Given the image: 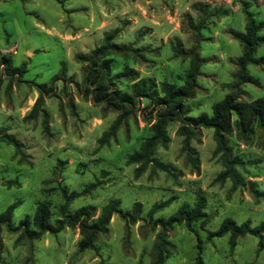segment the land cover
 <instances>
[{"label":"rangeland","instance_id":"rangeland-1","mask_svg":"<svg viewBox=\"0 0 264 264\" xmlns=\"http://www.w3.org/2000/svg\"><path fill=\"white\" fill-rule=\"evenodd\" d=\"M242 1L248 3L256 22H264V0H0V57H8L13 68H25L23 75L9 76L0 66V129L22 144L29 162H18L13 149L0 144V212L17 203L11 220L16 226L25 216L33 215L38 202L45 201L52 223L62 204L60 191L80 192L91 184L95 187L88 194L69 203L68 213L87 208L96 218L113 199L120 202L122 212H130L135 203L141 205L134 223L112 216L107 233L97 239L96 251L78 252L77 228L29 241L2 227L0 264H150L161 228L147 218L149 208L169 200V205L153 216V220L166 219L181 207H192L196 194L205 198L204 211L210 219L204 228L209 232H215L226 218L236 224L249 221L252 228L263 221L264 201H254L243 187L232 190L228 180L214 182L222 167L212 156L211 129H196L190 141L198 161L194 167L182 152L179 123H170L169 144L153 154L168 166L169 174L147 170L135 178L136 166L127 165L126 158L150 135L156 105L149 98H136L132 113L99 145L98 140L119 114L92 102L90 89L83 82L85 64L75 59L88 56L107 33L116 30L114 43L131 52L108 57L111 75L129 69L136 76L117 78L112 88L159 97L161 82L182 84L188 59L176 56L173 47L187 50L194 44L190 24L197 25L201 16L192 6H207L209 15L199 42L204 63L194 97L184 105L189 117L209 115L211 107L232 91L234 61L242 49L231 34L244 33ZM260 35L264 36V30ZM254 57L264 58V47L258 48ZM247 73L254 82L240 88L239 100L264 99V62L249 65ZM152 84L155 88H150ZM40 88L39 111L30 117ZM41 111L47 114V134L42 129ZM227 143L242 160L235 167L239 178L262 190L264 130L256 131L247 141L238 140L233 132ZM13 179L19 188L1 185ZM166 237L173 249L165 264H191L197 242L203 264H264V251L257 252L258 239L253 236L238 238L230 248L227 235L207 241L198 225L193 231L178 225L168 230Z\"/></svg>","mask_w":264,"mask_h":264},{"label":"trees","instance_id":"trees-1","mask_svg":"<svg viewBox=\"0 0 264 264\" xmlns=\"http://www.w3.org/2000/svg\"><path fill=\"white\" fill-rule=\"evenodd\" d=\"M247 2H241V12L244 15V33L234 32L231 37L241 46L242 53L234 64L236 66L232 91L226 94L223 99L211 107L209 115L201 114L197 117H189L188 108L185 107V101L194 97L196 80L200 76V67L204 60L199 56V42L201 41L200 31L205 29V16L209 15L207 6L193 5L192 10L198 12L201 20L197 25L190 24L191 31L194 34V44L187 50L179 46L173 47L176 56H183L188 59V68L185 71L182 84L176 86L168 82H161L158 86L159 97L150 92H140L134 90L132 93L113 89L114 81L117 78L134 79L135 74L126 69L117 76L111 75V55L127 56L131 49L125 46H118L114 43L116 30L107 33L103 43L93 49L88 56H76L78 62L85 64L83 82L90 89L91 100L95 104H103L105 108L117 112L119 115L111 124L108 131L104 132L98 140L99 145L105 144L113 136L119 125L127 116L132 113V108L138 97L151 99L156 105V114L154 122L150 126V135L140 144L139 149L126 158L127 165L136 166L134 177L149 170L150 174L163 172L169 174L168 166L153 158V154L158 148L165 149L170 142L167 133V127L172 122L179 123L177 135L182 138V152L185 153L187 161L196 167V152L190 146V141L196 136V129L207 128L212 130V137L215 143V149L212 156L217 159L222 167V171L216 176L214 182L222 184L228 180L232 185V190L243 187L254 201H264V188L259 190L253 183L245 185L236 173L235 167L242 164L239 157L233 155L232 149L228 146L227 137L235 132V136L240 141H247L256 133L264 130V99H255L252 101H242L238 98L240 88L254 80L247 73L249 65H259L264 62V58L256 59L255 52L258 48L264 47V36L260 32L264 30V22H256L253 15L249 12ZM0 66L5 74L21 76L25 73L24 65L19 68L11 66V60L8 57H0ZM150 88H155L152 84ZM40 95L36 100L29 116L34 117L39 111L41 104ZM42 113V129L48 133L47 114ZM0 144L9 146L14 151V156L20 163H29L27 155L22 151V144L6 130L0 129ZM6 188H19V182L16 179L5 180L1 183ZM91 184L80 192L67 193L61 190L62 204L59 207L58 217L51 223L50 206L47 202H38L31 217L25 216L16 226L12 225V215L17 203H12L0 212V230L4 227L9 232L19 233L20 238H26L29 241L40 239L43 234L55 235L65 228H77L79 232V241L77 250L82 253L85 251H96V242L99 236L105 235L108 231V225L113 215H119L123 220L134 223L141 212V205L135 203L130 212H122L120 202L116 199L110 200L102 207L96 218H93L87 208H79L73 213H68L67 208L71 201L88 194L93 188ZM170 201H161L154 203L147 212V218L154 225H158L161 231L157 234L152 248V260L150 264H165L166 259L172 252L173 246L166 237V232L174 226L183 225L187 230L193 231V227L198 225L206 233V240L228 236L229 247L236 245V240L246 235L256 237L257 252L264 251V219L260 224L252 228L249 221L236 224L232 219L226 218L219 225L215 232L205 230V225L209 223V216L204 211L206 201L204 196L196 194L192 207H181L177 209L168 218H158L153 220V216L165 209ZM196 254L191 264H203L202 249L200 242L196 244Z\"/></svg>","mask_w":264,"mask_h":264}]
</instances>
